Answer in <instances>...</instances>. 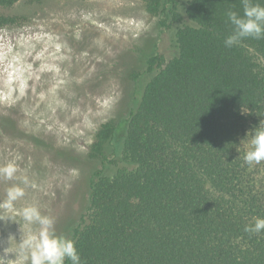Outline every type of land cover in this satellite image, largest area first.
Wrapping results in <instances>:
<instances>
[{"label":"trees","instance_id":"trees-1","mask_svg":"<svg viewBox=\"0 0 264 264\" xmlns=\"http://www.w3.org/2000/svg\"><path fill=\"white\" fill-rule=\"evenodd\" d=\"M145 1L161 27L176 26V55L148 59L159 70L134 102L125 166L111 175L117 125L99 127L90 159L100 167L69 237L82 264H264V233L244 231L264 218V161L243 160L264 121V39L225 47V13L243 15L241 0ZM13 22L0 16V26Z\"/></svg>","mask_w":264,"mask_h":264},{"label":"rangeland","instance_id":"rangeland-1","mask_svg":"<svg viewBox=\"0 0 264 264\" xmlns=\"http://www.w3.org/2000/svg\"><path fill=\"white\" fill-rule=\"evenodd\" d=\"M146 6L145 0H19L0 9L14 18L0 26V165L15 159L18 175L30 180L14 211L0 209L4 247L9 235L19 242L21 233L39 230L20 215L28 204L55 218L57 235L70 236L87 207L89 177L100 167L90 154L103 123L117 125L107 149L117 164L105 174L125 166L130 112L159 70L147 61L159 56L167 63L176 55V26L161 27ZM17 182L0 180V201ZM16 240L9 237L10 251Z\"/></svg>","mask_w":264,"mask_h":264},{"label":"clouds","instance_id":"clouds-1","mask_svg":"<svg viewBox=\"0 0 264 264\" xmlns=\"http://www.w3.org/2000/svg\"><path fill=\"white\" fill-rule=\"evenodd\" d=\"M243 15L229 9L225 15L227 21L233 26V31L224 40L225 47L231 48L244 38L264 39V3L254 0H241ZM250 147L245 152L243 160L249 166L264 161V121L252 131ZM21 169L15 159L0 165V180L18 181L5 191V197L0 201V209L15 210V203L26 195V188L30 186L27 175H18ZM20 215L30 225H38L37 232L27 235L21 233L15 251H10L9 237L5 242L0 241V264H18L19 260L30 261V264H82L80 254L76 248L75 240L65 235H57L55 231V218L42 214L37 204H28L20 210ZM254 223L245 226L244 231L260 235L264 233V218L254 217ZM14 255V259L9 258Z\"/></svg>","mask_w":264,"mask_h":264},{"label":"bare ground","instance_id":"bare-ground-1","mask_svg":"<svg viewBox=\"0 0 264 264\" xmlns=\"http://www.w3.org/2000/svg\"><path fill=\"white\" fill-rule=\"evenodd\" d=\"M46 60V59H45Z\"/></svg>","mask_w":264,"mask_h":264}]
</instances>
